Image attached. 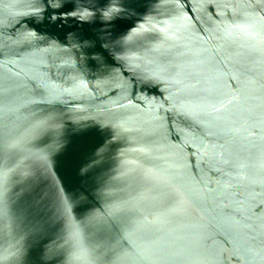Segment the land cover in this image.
Masks as SVG:
<instances>
[{"label": "water", "instance_id": "obj_1", "mask_svg": "<svg viewBox=\"0 0 264 264\" xmlns=\"http://www.w3.org/2000/svg\"><path fill=\"white\" fill-rule=\"evenodd\" d=\"M0 264H264V0H0Z\"/></svg>", "mask_w": 264, "mask_h": 264}]
</instances>
